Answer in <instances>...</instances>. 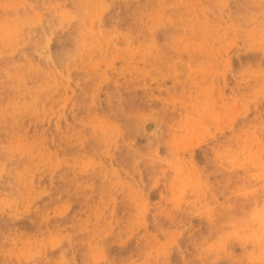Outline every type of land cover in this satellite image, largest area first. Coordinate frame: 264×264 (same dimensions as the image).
Returning <instances> with one entry per match:
<instances>
[{
	"label": "rangeland",
	"instance_id": "obj_1",
	"mask_svg": "<svg viewBox=\"0 0 264 264\" xmlns=\"http://www.w3.org/2000/svg\"><path fill=\"white\" fill-rule=\"evenodd\" d=\"M0 264H264V0H0Z\"/></svg>",
	"mask_w": 264,
	"mask_h": 264
},
{
	"label": "trees",
	"instance_id": "obj_2",
	"mask_svg": "<svg viewBox=\"0 0 264 264\" xmlns=\"http://www.w3.org/2000/svg\"><path fill=\"white\" fill-rule=\"evenodd\" d=\"M237 63H238V59L235 58V59H234V65L236 66ZM197 153H198V155H197L198 160H197V161L200 162V160H202V157H201V151L198 149Z\"/></svg>",
	"mask_w": 264,
	"mask_h": 264
}]
</instances>
